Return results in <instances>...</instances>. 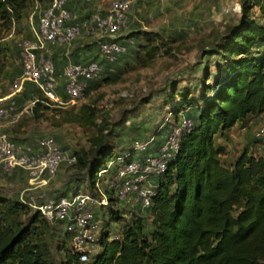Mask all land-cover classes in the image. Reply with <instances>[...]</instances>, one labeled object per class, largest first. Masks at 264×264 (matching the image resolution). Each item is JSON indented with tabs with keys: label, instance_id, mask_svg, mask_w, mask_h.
Wrapping results in <instances>:
<instances>
[{
	"label": "trees",
	"instance_id": "1",
	"mask_svg": "<svg viewBox=\"0 0 264 264\" xmlns=\"http://www.w3.org/2000/svg\"><path fill=\"white\" fill-rule=\"evenodd\" d=\"M40 1L0 0V19L9 28L13 20L21 18L30 6L36 7ZM239 2L240 16L234 21L225 22L213 43L203 50L205 55L217 57L214 81L205 82L211 72L209 68L205 69L202 79L192 89V95L191 86L179 89L173 81L170 97L175 94L179 97L178 101L170 104V111L175 112L174 124L161 141L153 134L146 149L139 150L142 155L157 151L168 140L170 131L180 128L178 145L171 148L166 169L152 176L154 194L150 206L144 210L138 206L130 207L106 183L104 187L99 184L108 199L102 207L107 209L102 212L101 208L94 209L97 248L89 253L85 262H79L63 225L51 222L31 205L30 191L21 193L23 188L19 191V198L14 199L21 203L8 204L7 197L0 196V206H6V210H0V264H56L50 258L44 237L35 236L36 223H43V226L48 224L50 229L53 225L59 226L62 244L65 243L69 250L67 263L264 264V154H255L244 147L226 164L221 158L224 147L215 144L217 133L238 122L244 125L249 116L264 113V23L251 11L256 6L259 15L264 16V0ZM48 3L49 0H45L43 8ZM90 3L92 0L84 3V7L90 6ZM94 6H90L89 13ZM130 34L138 37L135 46H132L135 40L132 37V43L125 53L113 62L101 60L102 65L114 63L126 53L143 63L146 56L151 59L158 51V44L152 43L155 39L153 35L157 33L136 29ZM92 41L96 44V40L83 34L77 38L80 44ZM20 47L17 42L18 53ZM55 47H52V60L56 73L61 74L67 63L63 64L56 54L53 55ZM4 49L5 45L0 41V54ZM76 53L77 47L72 50V55H78ZM90 57L84 56L75 61L85 62ZM115 76L101 73L99 78L89 82L85 93L95 87L99 79L111 80ZM58 79L61 80V77ZM58 89L66 98L61 88ZM22 91L25 96L42 95L32 106L37 116L43 115V111H40L42 107L48 108V103H52L33 82L26 81ZM179 112L184 113L180 118L177 115ZM68 119L89 122L96 128L89 146L71 152L75 160L67 164L77 165L89 183L88 191L97 198L101 195L96 185L99 169L117 155H125L132 145L129 149L116 150L117 144L111 143L104 132L107 120L96 122L95 108L88 103L81 104L77 113ZM183 120H190L191 127H183ZM149 137L137 139L143 141ZM63 162L61 160L59 165ZM104 174L110 173L101 176ZM74 186L77 187L76 184ZM40 195L38 191L36 196ZM60 196L53 193L49 197L57 199ZM46 199L38 198L40 201ZM19 204L26 205L29 212L24 221L12 217ZM32 208L34 211L30 212ZM101 213L103 220L99 215ZM110 220L119 222L113 233L109 227Z\"/></svg>",
	"mask_w": 264,
	"mask_h": 264
},
{
	"label": "rangeland",
	"instance_id": "2",
	"mask_svg": "<svg viewBox=\"0 0 264 264\" xmlns=\"http://www.w3.org/2000/svg\"><path fill=\"white\" fill-rule=\"evenodd\" d=\"M108 1L110 0H105L104 3ZM239 1L141 0L136 2L127 13L116 36L133 37L134 47L138 37L129 35L131 31L144 29L157 33L153 35L155 39L152 43L158 44L159 49L151 59L146 56L142 63L126 53L114 63H103L101 73L104 76L111 73L116 75L115 78L99 79L97 85L74 104L47 102L50 106L41 108L42 116H37L32 110L34 104L32 100L35 97L41 98L40 93L34 97L25 96L23 91L14 94L17 116L13 120L0 117V132H5L11 139L32 143L44 136H53L56 143L68 153L87 148L90 139L96 134L95 126L89 122L68 118L77 113L81 104L88 103L95 108L96 122L101 119L107 120L104 132L108 134L111 143L117 144L116 150L129 149L134 139H146L153 134H156V139L161 141L174 124L175 112L170 111V104L179 99L176 94L170 97L171 83L175 81L179 89L191 86L190 95H192V89L202 79L207 68L211 72L205 82L214 81L213 73H217L218 68L215 60L217 57L205 55L203 50L213 43L219 31L223 30L225 22L234 21L240 16ZM44 5L45 0H41L36 7L30 6L21 18L13 20L9 28L0 19V41L5 45V49L0 54V97L12 91L13 82L21 73L17 42L32 33V27L37 26V16ZM94 7L97 10L104 9L101 5ZM86 8L90 9V6L86 5ZM251 11L264 23V16L259 15L256 6ZM76 47L78 55L74 56L72 50ZM262 47L264 48V45ZM94 54L100 57L94 41L80 44L76 39L68 45L58 47L55 56L66 64L77 58L90 57ZM7 102L8 99L0 101L1 104ZM177 115L180 118L184 113L179 112ZM262 123H264V113L249 116L244 125L238 122L234 128L217 133L215 144L224 147V152L221 153L222 161L226 164L230 163L244 147L255 154H264V137L258 138L254 135L255 130ZM141 155L139 150L134 152L136 158ZM108 176V174H104L103 177L98 176V182L102 187L105 186ZM75 184L77 189L87 191L90 189L88 181L82 175V171L77 169V165L67 164L64 160L48 184L38 190L41 195L36 196L38 191L34 193L31 202L37 203L53 193L56 195L71 193ZM25 186V171L16 169L12 173H6L0 170V196L7 197L8 204L21 203L14 198H19L18 193ZM20 206L21 204L13 212L12 217L24 221L29 212L26 205ZM5 207L1 205L0 210H6ZM97 208H101L100 212L107 209L95 203L94 209ZM31 210L30 212L34 211L33 208ZM99 215L103 220L102 213ZM36 225L35 236L44 237L51 260L56 264H77L66 262V254L69 250L65 243L62 244V233L58 225H53L52 229L48 224L43 226V223H36ZM117 225L119 222L110 220L111 233L115 232Z\"/></svg>",
	"mask_w": 264,
	"mask_h": 264
},
{
	"label": "built area",
	"instance_id": "3",
	"mask_svg": "<svg viewBox=\"0 0 264 264\" xmlns=\"http://www.w3.org/2000/svg\"><path fill=\"white\" fill-rule=\"evenodd\" d=\"M70 1L49 0L48 5L39 12L37 26L32 27V35L18 41L21 46V73L14 80L12 91L0 97V101L8 99L6 104L0 103V117L15 119L18 111L13 96L23 90L26 81L33 82L52 102L74 104L84 95L89 82L100 77L101 60L115 61L132 43V37L118 38L116 34L133 4L141 0H110L103 10L92 7L88 16H78L72 12L68 8ZM81 34L96 40L100 57H90L85 62H69L61 74H57L52 60V47L68 45ZM58 88L66 94V98L62 97ZM37 99L35 97L32 102ZM182 126L190 128L191 121L183 120ZM179 131L180 128L171 130L168 140L157 151L145 153L139 158L134 157V152L146 149L153 135L147 140H134L130 151L110 159L99 169L98 175L110 173L105 180L107 187L130 207L146 209L154 194L152 176L166 169L171 148L178 145ZM254 135L264 137V123L260 124ZM128 156L130 158L125 160ZM61 160L72 163L75 155L62 150L53 136H44L32 144L15 142L5 132H0V170L11 173L21 169L26 172V186L21 193L30 191V201H33V194L37 190L48 184ZM96 185L101 192L99 199L90 191L74 186V191L57 199L48 197L37 203L31 202L51 222L63 225V231L68 235L72 251L77 253L79 262H85L89 253L97 248L94 204L105 205L108 202L98 181Z\"/></svg>",
	"mask_w": 264,
	"mask_h": 264
},
{
	"label": "crops",
	"instance_id": "4",
	"mask_svg": "<svg viewBox=\"0 0 264 264\" xmlns=\"http://www.w3.org/2000/svg\"><path fill=\"white\" fill-rule=\"evenodd\" d=\"M104 1L105 0H102V1H99V0H92V3H90L89 5L90 6H92V5H101V7L102 8H104L106 5H108V2L107 3H104ZM100 2H102V3H100ZM84 1H82V0H72V1H70L69 3H68V6L71 8V10H72V12H74L75 14H77L78 16H88V14H89V10L86 8V7H84ZM32 35V33L29 35V36H31ZM58 47H60V46H56L55 48H54V53H53V55L54 54H56L57 53V50H58ZM61 70V69H60ZM237 124V123H236ZM235 124V125H236ZM235 125H233L232 127H230L229 129H231V128H234V126ZM228 130V129H227Z\"/></svg>",
	"mask_w": 264,
	"mask_h": 264
}]
</instances>
